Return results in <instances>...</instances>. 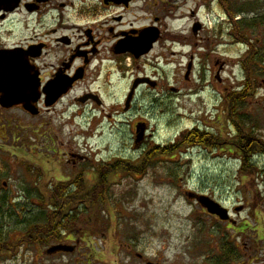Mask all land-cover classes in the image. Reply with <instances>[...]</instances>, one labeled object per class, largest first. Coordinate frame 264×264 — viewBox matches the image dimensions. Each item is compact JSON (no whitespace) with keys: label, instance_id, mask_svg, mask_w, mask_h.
<instances>
[{"label":"flooded vegetation","instance_id":"flooded-vegetation-1","mask_svg":"<svg viewBox=\"0 0 264 264\" xmlns=\"http://www.w3.org/2000/svg\"><path fill=\"white\" fill-rule=\"evenodd\" d=\"M170 1L0 0V74L9 73L8 82L0 78V102L6 92L10 94L8 98L15 101L10 108L0 103V163L8 166L11 173L13 168L23 170L24 181L30 185V190L18 198L32 196L40 200V208H45V211L49 208L48 199L57 194H89L92 199L90 205L83 203L85 211L81 207H68V217L64 222L48 223L47 227H55L57 232L51 233L48 238L46 235L42 264H162L149 250L147 240L132 237L131 230L124 233L126 239L101 240L91 232L92 223L80 232L78 238L73 230L68 231V226H71L70 221L76 220V216L78 218L77 211H90L96 199L106 203L108 182L124 174L138 175V166L146 155L148 158L154 151L170 148L169 144L157 146L154 134L149 135L153 123L150 119L154 110L155 118L157 114L159 117L169 113L174 117L171 106L167 108L164 101L172 104L192 98L190 92L196 69L194 57H188L185 53L189 45L183 41V36H176L169 29L174 7L167 5ZM195 26L198 27V36L203 25L196 22ZM186 58L189 60L181 67ZM170 65L175 66L173 70L169 68ZM211 65L218 78L224 63L213 60ZM178 70L182 72L187 94L176 86ZM249 82L250 79H247L248 84L244 83L245 89L242 87L231 93L226 92L224 96L221 93L211 97L209 102L214 111L225 115V118L222 121L221 116L217 115L212 123L203 119V128L196 125L187 130V137L200 135L204 139L193 147L220 151L224 147L244 161L243 156L240 157L243 148L239 142L240 139L250 140L251 133L245 126L241 127L244 132L240 131L238 125L243 118L240 113L237 114V108L252 98L250 93L240 94L247 91ZM114 83L120 93L117 99L114 96ZM4 85H9V89ZM66 90L67 93L55 101ZM20 100L31 102L37 115L27 112L22 104H16ZM67 100H70L69 108H77L70 118L72 121L87 116L93 123L94 118L99 117L112 126L122 118V123L132 130L137 152H144L143 146H146L147 151L142 159L133 153L130 160L117 155L107 160H96L92 145L71 142L65 147L63 145L65 161L61 158L59 166L51 169L48 151L58 157L63 150L53 140L47 121L43 119ZM161 102L165 107L162 112ZM231 107L235 109L234 113ZM22 116L43 121L38 126H23L24 119H16ZM223 122L227 130L232 129L233 136H227V140H223ZM158 125L156 122V134L159 132ZM82 132L84 136L88 135L87 139H91L85 130ZM33 141L36 144H32ZM8 142L14 143L10 144L13 148H9ZM177 144H181L180 138ZM181 149L184 151L186 147ZM181 149L174 154H180ZM83 151H87V154H83ZM258 155L264 162L263 149ZM132 160L139 164L132 166ZM66 166L71 172L67 177L63 171ZM53 172H56V177L50 179ZM259 180L261 188H258L257 195L264 191V167ZM49 182L52 186L48 185ZM77 182H82L83 188L76 185ZM250 184L254 189L255 183ZM63 187L65 191H58ZM199 195L214 199L211 193ZM13 198L17 197L9 182L0 177V210L4 209L5 201L15 210L18 204L15 205ZM189 202L197 204V200ZM53 209L58 211L55 207ZM199 210L206 220L203 229L206 240L196 248L203 252V264H264V223L255 224V218L240 221V216L246 211L244 206L228 208L230 219L227 221L211 215L204 207L200 206ZM103 236L106 237L105 234ZM104 241L110 246L118 245V248L111 253L103 245ZM59 246L68 248L49 254L51 249ZM137 248L140 253L136 252Z\"/></svg>","mask_w":264,"mask_h":264},{"label":"rangeland","instance_id":"rangeland-1","mask_svg":"<svg viewBox=\"0 0 264 264\" xmlns=\"http://www.w3.org/2000/svg\"><path fill=\"white\" fill-rule=\"evenodd\" d=\"M214 4H217L221 11L213 12ZM167 5L174 6L169 19V29L174 31L176 36H183V41L190 47L185 49V53L188 57H194L196 69L190 92L192 100L185 98L172 104L164 101L167 108L171 106L170 111L174 113V117L169 113L159 117L157 114L155 118V110L152 114L150 120L153 123L149 135L154 134V142L158 143L159 147L173 144L183 133L196 125L203 128V119L212 123L213 118L218 115L223 121L225 115L214 111L209 100L214 95L219 96L223 93L224 96L226 92L231 93L234 89L242 88L245 73L241 61L248 52L245 42L250 41L258 53L264 52L263 27L257 26L255 30L242 31L241 36L239 29L233 27L242 19L246 22V19L264 17V0H171ZM227 10L234 17L237 16L236 21L226 15L227 21L224 22V26H216L215 18L223 12L225 14ZM196 22L203 25V30L201 33L198 32V36L193 32ZM188 60L186 58L181 67ZM213 60L219 64L224 63L218 78L216 70L211 69ZM174 67L169 66L172 70ZM251 77L253 80L256 79L251 93L252 98L237 108V114H241L242 124L249 128L251 140L260 141L261 149L264 150V87H261L264 70L253 71ZM175 78L176 86L187 94L182 72L176 71ZM115 87L114 83V96L117 99L120 93ZM69 102L70 100H67L60 104L55 112L47 114V118L43 119L47 121L48 131L53 140L63 150L58 157L48 151L51 169L59 166L61 158L65 161L64 147L71 142L79 145L86 142L92 145L96 152V160L111 159L115 155L130 160L133 153L142 159L143 153L147 151L146 146H143L144 152H137L132 130L129 125L127 127L122 123V118L117 119L116 124L113 123L112 126L106 119L99 117L94 118L93 123L87 116L72 121L70 118L77 108H69ZM160 106L161 112L164 111L162 102ZM22 117L16 119H24L23 126L26 124L34 127L43 121ZM130 121L129 118L128 122ZM155 121L159 123L158 134ZM221 126L224 127L223 140H227V136H233L232 129L227 130L225 122ZM83 130L91 135V139H87L88 135H83ZM48 143L50 144L49 141ZM10 144L14 143L8 142V145ZM32 144L36 142L33 141ZM9 148L13 146L10 145ZM82 153L87 154V151ZM235 159L236 156L224 147L222 151L201 147L184 151L181 149L180 154L158 158L150 162L139 176L124 174L121 178L108 182L106 203L96 199L90 211L86 213L77 211L79 216L78 218L76 216V220L70 221L68 231L73 230L74 236L78 238L80 232L92 223L91 232L96 239L102 240L126 239L124 233L131 230L132 237L147 240L149 250H152L162 264H203V252L196 248L206 240L203 232L206 220L199 210L200 205L189 202L188 191L196 194L211 193L227 208L244 206L246 211L240 216V221L255 218V224L264 223V191L257 195L260 190L258 188H261L260 178L255 174L246 177L244 167L240 168V163ZM131 163L132 166L139 164L134 160ZM13 169L11 173L8 166L0 163V177L9 182L14 196L17 197L12 200L15 201V205L18 204L13 210L9 207L8 201H5L4 209L0 210V264H42V250L46 251L44 243L39 245L30 243L25 246L20 242L32 229L47 227L48 223H52V217H56L52 224L64 222L68 212L66 210L67 213L62 216L59 207L51 202L54 196L48 199L49 208L46 211L45 208H40V200L32 196L18 198L25 196L24 192L30 190V185L25 183L22 169ZM63 171L66 177L71 173L67 166ZM51 173L52 171L49 172ZM53 177H56V172H53L50 179ZM253 182L254 189L250 184ZM48 185L52 186L50 182ZM253 198H256L255 202ZM0 202L2 203V200ZM81 204L83 203L74 204L72 207H81L85 211ZM54 207L57 208V212L52 210ZM53 229L56 228L47 227V230H42L40 236L45 239L47 235L48 238L51 234L48 232ZM84 232L88 233V230ZM103 245L111 253L118 248V245L110 246L105 241ZM136 252L141 251L137 248Z\"/></svg>","mask_w":264,"mask_h":264},{"label":"trees","instance_id":"trees-1","mask_svg":"<svg viewBox=\"0 0 264 264\" xmlns=\"http://www.w3.org/2000/svg\"><path fill=\"white\" fill-rule=\"evenodd\" d=\"M229 11V10H227ZM228 14L233 18V16L231 15V12H228ZM261 22H245V23H241L240 24V28L244 29V28H257V25H262V27H264V19L260 20ZM243 66L246 68V72L252 73L253 70L249 69L251 67H256L257 69H259V66L264 68V52L258 53L256 50L253 49V46L250 47V54L248 55V58L245 62H243ZM250 66V67H249ZM250 89H251V82H249V86L247 87V91H243L240 94L242 95H247L250 93ZM239 94V95H240ZM232 108V107H231ZM233 112V108L231 109ZM240 131L243 133L244 131L241 128V124L238 125ZM204 139L202 136L200 135H192L191 137H184L183 139L180 140L181 144H178L177 146H173L170 147L168 150L162 151V150H157L152 152L151 154L147 155L143 158V161L140 165V168H138V172L139 173H143L144 169L147 167V165L153 161L154 158L159 157V156H165V155H170L173 154L175 151H177L181 146H190V145H195L197 143H201L203 142ZM241 148H243V152L242 155L243 159H244V163L242 162V165L244 167V173L246 174V176H251L256 174L257 169L253 168L252 165L250 164V159L251 156L257 152L260 151V149L262 148V143L259 142H255L254 140H249L248 138L245 139V141H242L240 139L239 142ZM240 153V152H239ZM147 158V159H146ZM142 168V172L141 171ZM137 173V174H139ZM76 185H78L80 188H83V183L82 182H77ZM100 186H102V183L99 184ZM65 188H62L58 191H65ZM91 197L89 194H79L77 195H73V194H69V196H67L65 193H61V194H57V196H54L51 199V202L54 203L55 206H58L62 216H64L67 212H66V208L68 207H72L74 204H79V203H86L89 204L91 203ZM82 205V204H81ZM52 223L55 222V218L56 217H52ZM42 230H47V227H36L34 229H32V231L30 233L27 234V236L25 238H23V240L20 242L22 244H41L44 243V238L42 236H40V233H42ZM56 232V229L51 230V232L48 233H54ZM50 235V234H49ZM54 236V234H53ZM2 250V247H1Z\"/></svg>","mask_w":264,"mask_h":264},{"label":"water","instance_id":"water-1","mask_svg":"<svg viewBox=\"0 0 264 264\" xmlns=\"http://www.w3.org/2000/svg\"><path fill=\"white\" fill-rule=\"evenodd\" d=\"M197 30H198V28L195 27V28H194V31L197 32ZM0 78L3 79V80H5V81H7L8 78H9V73H8V71L5 72V73L0 74ZM7 82H8V81H7ZM8 84H9V83H8ZM4 87H5L7 90L9 89V85H4ZM63 93H67V90L64 91V92H62V94H60V95L55 99V101H57V100L63 95ZM9 95H10V94L6 92V93H4V95H3L4 97L1 98V102H0V103H1V105H2L3 107H5V108H10V107H12V106L15 104V101L13 102V101H11V100L8 98ZM16 104H22L27 112H29V113L32 114V115H37V111H34L35 108H34L33 105H31V104H32L31 102H24V101L20 100L19 102H16ZM50 105H52V104H50ZM189 197H190L191 199H193V198H197L199 204L202 205L203 207H205V208L208 210V212H209L210 214H212V215H216V216L220 217V218H221L222 220H224V221L228 220V217H227V210L224 209V208H223L221 205H219L218 203H216V202L212 201L211 199H209V198H207V197H204V196H201V197H198V196L196 197V196H195V197H194L193 195H189ZM67 248H68V247H62V246L54 247L53 249H51V250L49 251V254H55V253H57V252H61V251H63V250H66Z\"/></svg>","mask_w":264,"mask_h":264}]
</instances>
